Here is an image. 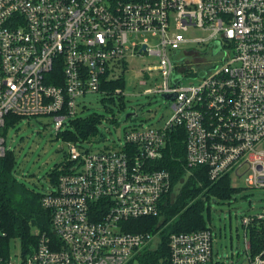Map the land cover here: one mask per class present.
I'll use <instances>...</instances> for the list:
<instances>
[{
  "label": "built area",
  "instance_id": "2783aa9c",
  "mask_svg": "<svg viewBox=\"0 0 264 264\" xmlns=\"http://www.w3.org/2000/svg\"><path fill=\"white\" fill-rule=\"evenodd\" d=\"M191 27L208 37H179ZM188 42H210L223 58L192 85L182 84L197 76L178 57ZM143 54L159 60L146 73L163 79L146 92L174 96L169 120L126 131L118 149L67 143L66 162L41 199L53 238L33 230L32 252L0 264H216L209 228L172 233L166 253L151 259L159 233L123 224L159 215L172 185L157 162L173 135L183 137L188 168L264 189V0H0V157L6 116L48 117L56 132L65 130L79 114L78 97L106 96L105 73ZM263 219L243 217L242 225ZM246 253L245 264H264V249L253 254L248 244Z\"/></svg>",
  "mask_w": 264,
  "mask_h": 264
},
{
  "label": "rangeland",
  "instance_id": "374dc122",
  "mask_svg": "<svg viewBox=\"0 0 264 264\" xmlns=\"http://www.w3.org/2000/svg\"><path fill=\"white\" fill-rule=\"evenodd\" d=\"M179 37L187 40L207 38L208 33L197 28H189L179 33ZM210 42L182 43L178 48V57L182 58L189 72L196 78L184 79L182 84H196L199 74L209 71L220 65L222 54L210 47ZM150 44H152L150 42ZM156 56L147 54L138 57L126 56L125 67L118 66L115 70L117 78L123 79L121 93L113 95V102L101 103L100 94H85L77 98L80 110L83 112L76 117L99 114L98 129L103 133L102 140L91 139L78 143L80 148L89 149L98 153L101 150H113L122 147L126 131L136 128H161L172 114V102L165 100L160 93H147V90H156L163 83L161 74L157 71L146 73L148 66L158 64ZM145 82L142 84L141 82ZM136 113L124 121L127 113ZM69 127L66 130L71 129ZM64 131V130H63ZM5 146L15 152V176L23 181L27 187L39 192L45 191L49 182L44 175L57 164L67 159L69 148L67 143L57 138L54 124L48 117L26 118L9 126L5 133ZM166 148V145L165 147ZM233 192L228 198H218L203 212L206 225L212 231V257L216 264H245L247 262L246 245L251 246V232L254 229L264 228L263 221H252L249 226L242 225L243 217L254 218L264 215V189H253L245 184L243 176H229ZM179 186H175L170 200L177 195ZM160 236L153 239L157 242ZM9 254L14 262L18 260L20 242L18 239L9 243Z\"/></svg>",
  "mask_w": 264,
  "mask_h": 264
},
{
  "label": "trees",
  "instance_id": "16d2710c",
  "mask_svg": "<svg viewBox=\"0 0 264 264\" xmlns=\"http://www.w3.org/2000/svg\"><path fill=\"white\" fill-rule=\"evenodd\" d=\"M124 69L125 63H122ZM110 72L105 73L102 78L101 88L107 90L106 96L101 97V103L113 102V92L122 87L121 77L106 78ZM83 112L85 106L83 105ZM108 110V109H107ZM21 118L14 116L5 117V128L19 122ZM99 114L92 113L88 116L69 118V130L55 131L56 137L65 143H82L91 139L98 140L103 137L98 129L100 122ZM183 137L178 134L172 136L157 165L171 174V192L167 194L160 205V212L157 217H143L132 219L124 223L126 231L129 232H150L160 236L159 248L156 252H148L151 259H157L162 253H166L167 239L172 233H186L187 231H198L208 228L203 212L218 198H228L234 189L229 186V176L210 181L204 168H188L184 159ZM4 156L0 157V260L9 255V243L18 239L20 242V252L23 255L30 254L37 242L39 234H47L53 238L51 232V213L41 206L43 192L30 189L23 181L15 176L16 159L14 150L6 149ZM57 164L44 175L49 184H55L57 175L60 173ZM179 186L177 195L170 200L175 186ZM261 222V221H260ZM252 253L257 254L264 249V228L254 229L251 232ZM156 262V260H155Z\"/></svg>",
  "mask_w": 264,
  "mask_h": 264
},
{
  "label": "water",
  "instance_id": "95a60500",
  "mask_svg": "<svg viewBox=\"0 0 264 264\" xmlns=\"http://www.w3.org/2000/svg\"><path fill=\"white\" fill-rule=\"evenodd\" d=\"M219 47L218 46H215L214 47V51L215 52H218L219 51ZM176 82H178V78H174L173 79V83H176ZM162 97L165 99V100H172L173 98H174V96L173 95H162ZM136 115V113H134V112H132V113H127L126 114V116L124 117L125 119H124V121H126L129 117H132V116H135ZM100 140H102V138H99L97 141H100Z\"/></svg>",
  "mask_w": 264,
  "mask_h": 264
}]
</instances>
